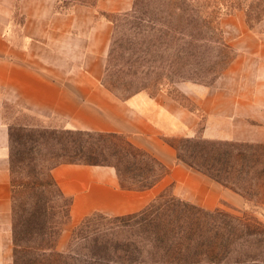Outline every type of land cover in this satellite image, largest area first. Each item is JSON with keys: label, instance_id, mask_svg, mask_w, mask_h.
Masks as SVG:
<instances>
[{"label": "trees", "instance_id": "16d2710c", "mask_svg": "<svg viewBox=\"0 0 264 264\" xmlns=\"http://www.w3.org/2000/svg\"><path fill=\"white\" fill-rule=\"evenodd\" d=\"M57 1H65L66 6L67 1H72V6L87 3ZM192 2L203 26L220 34L216 41L225 48V54L232 47L224 39L221 15L244 9L251 26L264 17V11L253 16L252 8L240 0ZM184 3L187 1L156 0V22L173 38L183 34L178 24L185 20ZM130 14L136 33L144 30L145 0H134ZM185 52L183 48H173L174 63L165 75L167 80L174 81L177 77ZM226 57L221 71L233 59V54ZM103 82L106 85L105 79ZM10 137L13 264H264V222L261 219L248 212L209 210L176 197L168 188L134 212L109 215L95 211L86 215L72 230L69 251H60L58 242L70 221L73 197L65 194L57 183L54 167L62 163L114 166L120 187L134 190L160 183L170 167L118 132L38 127L22 130L16 137L10 124ZM48 142L50 144L46 145ZM223 145L222 153L230 164L224 169L226 179L210 174L179 153L177 158L239 192L250 206L264 209V153L254 154L255 146L264 144L225 142ZM236 146L243 148L235 152ZM108 156L113 160L107 159ZM217 158L214 154L213 160ZM49 159L54 161L46 169L45 161ZM210 222L215 230L211 238ZM82 241L86 242L83 245L86 252L73 253ZM147 255H151L150 260L144 258Z\"/></svg>", "mask_w": 264, "mask_h": 264}, {"label": "crops", "instance_id": "0c3cea01", "mask_svg": "<svg viewBox=\"0 0 264 264\" xmlns=\"http://www.w3.org/2000/svg\"><path fill=\"white\" fill-rule=\"evenodd\" d=\"M17 2L25 4L24 0H0V104L9 100L32 114L61 118L63 128L123 133L132 143L170 167V172L160 183L148 189L134 190L120 187L114 166L57 165L53 175L63 192L73 197L71 211L74 216L95 211L121 215L140 210L159 193L163 184H170L176 193L204 203L194 190L205 186L206 179L178 161L175 147L163 137L166 132L162 120L164 111L171 118L187 116L194 119L193 126L199 123L198 114L164 92L152 94L141 90L127 99L118 97L104 84L99 75L101 70L88 74L84 69L89 63L88 55L93 56L95 66L98 64V68H102L101 50L78 53L74 57L77 59L75 76H69L71 63L65 50H62L63 61L59 67L62 75L52 73L54 64L48 61L43 67L38 66L33 61L39 56L37 47L33 44L28 48L19 47L6 36ZM56 2L52 1L44 10L52 20L68 15L61 10L54 11ZM32 3L33 0L27 1L29 5ZM123 5L118 7L114 0H102L98 7L119 10L128 4ZM72 9L74 23L92 25L89 34L93 40L99 35V29L103 37L110 35L111 24L96 21L93 8L76 4ZM33 10H27L28 16ZM221 22L224 37L235 50L233 59L213 85L185 84V87L193 93L198 109L200 107L207 114L206 135L264 142V17L251 26L244 9H239L222 15ZM51 32L47 31L45 35L50 37ZM81 35L78 32L77 37ZM41 50L47 55L55 52L51 46ZM136 97L145 101L147 107L137 106ZM10 157V123L0 111V264H12L14 257ZM210 189L215 187L210 184Z\"/></svg>", "mask_w": 264, "mask_h": 264}, {"label": "rangeland", "instance_id": "374dc122", "mask_svg": "<svg viewBox=\"0 0 264 264\" xmlns=\"http://www.w3.org/2000/svg\"><path fill=\"white\" fill-rule=\"evenodd\" d=\"M27 1L30 0H24L25 6L17 2L11 22L6 28V36L19 47L28 48L31 44L37 47L39 56L33 58V61L38 66L43 67L42 65H46V61H48L54 64L52 73L62 75L59 67L63 61L62 52L65 50V53L70 57L69 61L71 63L69 76H75L77 73L74 67H76L77 59L74 57H77L78 53L80 55L82 52H90V50H101L103 51L102 68H98V64L95 66L93 56L88 55L89 63L87 61L88 66L84 69L88 74L90 72L94 73L96 69L97 72L101 70L99 75L102 76L103 81L105 79L106 85L118 97L127 99L141 90L154 94L164 92L175 97L184 106L193 109L199 117V123L195 126H193L194 119L187 116L175 119L169 117L168 113L164 111L162 118L166 127L164 128L166 132L163 137L175 147L176 153L181 154L185 159L198 163L201 168H205L210 174L226 179L228 178L226 175L227 164L228 166L230 164L222 153L225 142L264 144L263 141L225 139L206 135L205 122L207 114L200 107L198 109L196 101L192 98L193 93L185 87V84H203L206 85L205 87L213 85L229 65L221 71L227 60L226 56L229 57L233 54L234 57L235 50L231 46L232 50H227L225 54V48L223 49V46L216 41L220 39V34L212 32L211 29L203 26L200 13L193 9L192 0H186L188 4L184 3L185 11L183 16L185 20L178 24V28L183 30V34H179L176 38L169 36L170 33L166 32L165 27L156 22L158 16L156 0H145V28L140 30L139 33H136V30L132 27L134 18L130 14L134 0H114L118 7H123V3L127 2L126 8L119 10H107L98 7L102 0H77L87 1V3L80 2L78 4L93 8L96 21H109L111 24L110 35L103 37L100 35L102 30L99 29L100 32L96 40H93V36L90 37L89 34V32H92V25L79 24L81 22H78L79 25L74 23L72 19V8L74 7L71 5L72 1H67V6L65 1L33 0L30 5L27 4ZM52 1H57L56 5H54V11L58 12L61 10V12H67L68 15L55 17L52 20L47 13L48 11H44L46 5ZM240 2L252 8L251 13L253 16L264 11V0H240ZM31 8L35 10L28 16L30 13L27 10ZM221 18L222 15L220 17V25L224 36ZM81 19H84V16ZM47 31H52L50 37L45 35ZM78 32L83 35L77 37ZM226 42L228 41L226 40ZM45 46L53 47L55 52H50L47 55L41 50ZM171 46L175 47V49L183 48L186 51V56L182 55V61L179 63L181 66L177 69V77H175L174 81H169L165 77L166 73L173 68L170 65L174 63L172 61L173 48ZM137 55L140 56L137 57ZM136 98L134 101L137 106L147 107L145 101ZM0 111L4 119L14 128L16 137L19 136L22 130L26 131L38 127L63 128L62 125H64V121L61 118L32 114L28 109L9 100H5L0 104ZM212 142L217 145H212ZM49 144V142L46 143V145ZM15 145H18V143L16 142ZM217 147L222 149L218 150ZM240 148H243V146H236L235 152H238ZM255 153H264V146H255ZM214 154L218 156L217 161L213 160ZM107 159L113 160L109 156ZM51 161L54 160L45 161L46 169ZM191 168L202 174L206 179L207 183L205 186L194 190V193L202 198L204 203L176 193L174 187L170 184H163L159 193L168 188L169 193L171 192L176 197L203 208L209 210L222 209L237 214L248 212L264 222V209L250 206L245 203L244 197L239 192L229 186L218 183L197 168ZM216 168H220V171H216ZM225 168L226 170H224ZM210 184L215 189H210ZM86 215L88 214L78 213L74 216L71 211L70 221L64 226L59 238L58 249L60 251H69L68 245L72 230ZM214 233L215 230L210 222V238ZM81 245H86V242H79L75 246L76 251H73V253L81 255L86 252L85 246L82 247ZM144 258L150 260L151 255H147Z\"/></svg>", "mask_w": 264, "mask_h": 264}]
</instances>
